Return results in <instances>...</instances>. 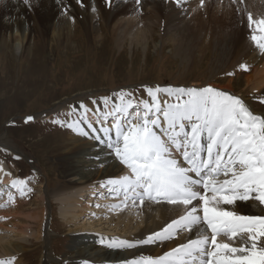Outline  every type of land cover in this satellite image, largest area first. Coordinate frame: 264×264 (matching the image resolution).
<instances>
[{
    "label": "rangeland",
    "instance_id": "obj_1",
    "mask_svg": "<svg viewBox=\"0 0 264 264\" xmlns=\"http://www.w3.org/2000/svg\"><path fill=\"white\" fill-rule=\"evenodd\" d=\"M163 1L175 4L177 0ZM228 1L233 3V0ZM191 2V7L178 10L189 12L192 30L196 37L199 35L186 55L179 50L169 31L166 32L157 19H152L156 13L152 9L150 13L149 8L146 12L140 10V18L133 23L137 27L142 20L146 27V39L139 43L128 35L120 36L113 23L106 24L101 16L95 18L90 30L77 17L70 38L59 41L55 32L40 21L41 16L37 17L32 8L33 0L29 5L23 0H0V41L8 40L0 50V139L9 140L13 146H0V160L13 179L21 183L19 191L15 192L12 186L0 181V237L5 241L22 238L30 241L19 258L22 264H43L46 255L50 258L47 264H73L77 252L98 247L106 237L111 242L117 241L118 236L125 238L120 232L102 227L99 230V226L92 228L88 223L98 224L106 217L105 212L113 216L120 213L116 208L120 194L99 193L85 197L94 211L85 212L71 222L67 221L71 214L66 215L63 209L67 205L59 199L80 197L76 195L78 191L59 197L49 194L46 198L45 193L68 183L64 174L69 166L61 158L73 142L72 127L68 125L84 117L80 105L104 106L105 99L120 102L116 94L121 91L131 92L136 101H142L149 99L147 88H163L167 84L187 88L211 86L241 98L254 113L264 115V103H261L264 85L254 89L252 79L257 73L254 74L251 66L247 70L240 66L252 35L257 34L255 25L248 26L246 41L249 43L235 46L223 39L227 35L230 38L234 21L231 17L239 15V11L228 8L223 0L215 1L214 6L212 0H204L203 6L200 0H188V4ZM81 3L82 10L91 11L84 0ZM19 8L33 32L32 42L24 52L14 48L22 43L20 31L2 32L3 20L15 16ZM246 9V25L249 13L257 21L264 18L257 16L248 3ZM227 12L230 14L226 15ZM96 25L101 29V36ZM248 76L252 78L249 81ZM230 83L232 93L224 90ZM27 117L34 119L25 122ZM43 209L49 216L46 241L36 238L39 229L34 222H29V215ZM84 224L86 229L81 236L67 234L71 226L79 228ZM1 260L7 261L4 257Z\"/></svg>",
    "mask_w": 264,
    "mask_h": 264
},
{
    "label": "snow or ice",
    "instance_id": "obj_2",
    "mask_svg": "<svg viewBox=\"0 0 264 264\" xmlns=\"http://www.w3.org/2000/svg\"><path fill=\"white\" fill-rule=\"evenodd\" d=\"M23 3L29 5L30 0ZM200 3L203 6L204 0ZM247 24L255 25L252 40L264 55V18L257 21L249 13ZM241 67L248 69L246 64ZM146 91L150 100L142 101L131 92H118L120 104L97 117L99 129L87 120L84 105L79 108L85 116L68 125L84 136L89 133L78 127L82 123L103 134L93 138L127 170L108 180L113 191L134 203L147 200L176 212L165 227L140 243L195 233V238L159 257H141L128 264H264V216L234 207L248 201L264 206V115L211 86H157ZM160 94L167 98L163 104ZM33 119L27 117L25 122ZM125 245L134 246L128 242L119 246Z\"/></svg>",
    "mask_w": 264,
    "mask_h": 264
},
{
    "label": "bare ground",
    "instance_id": "obj_3",
    "mask_svg": "<svg viewBox=\"0 0 264 264\" xmlns=\"http://www.w3.org/2000/svg\"><path fill=\"white\" fill-rule=\"evenodd\" d=\"M33 1L34 5L32 8L37 13V17L41 16L40 21L43 22L45 27L48 26V29L51 28L55 32L59 41H66L70 38L77 17H79L78 19L83 23L84 27L90 30L92 25L95 24V18L101 16L106 24L111 25L113 23L115 31H119L120 36L128 35L133 42L137 41L139 43L143 38L146 39V27L141 23L142 20H139L137 27L135 24L133 25V23L140 18V10L146 12L148 8V10L152 9L156 13L152 16V19H157V23H160L166 32L169 31L170 37L178 44L179 50L185 52L186 55H188L193 48L192 46L194 45H192V43L199 37V35L196 37L195 31L192 30L190 25L192 20H189V12H187L186 9L181 13L178 11L179 9H184L186 6L191 7L193 1L188 4V0H180L179 3L176 1L175 4H170L163 0H139V2H137V0H110V2L109 0H84L87 4V8L91 9L90 12L84 9L82 10L81 0ZM215 1L217 0H212L213 6L216 3ZM223 1L227 2L228 8L231 7L239 11V15H237V13V16L233 15L231 17V20L234 19V21L233 26L231 25L233 27L232 31L229 33L230 38H227V35L226 39L223 40L231 42V44L235 46L248 44L249 42L246 41V36H249L248 24L246 25L244 23L246 20L245 12H247V3L249 7L253 8L252 10L257 16L264 17V0H236V2L233 3L228 0ZM20 8H22L21 4ZM20 8L17 10L15 16L13 15L3 20L2 32L20 31L23 37L22 43L14 45V48L16 47L18 52H24L29 48L32 42L33 32L31 29L32 25L30 27L26 24L27 19L19 11ZM229 14L230 13L227 12L226 15ZM152 19L149 18V20ZM237 19L238 21H235ZM96 27L101 36L102 32L99 25H96ZM42 29L43 28H41V30ZM208 38L209 37L204 41V48H206ZM251 41V45L246 49L244 48L245 52L242 54L240 66L246 64L253 68L254 74L257 73L255 76L256 78L252 79L248 76L247 80H254V89H260L264 85V55L260 54V50L256 48L253 40ZM119 43H121V41ZM7 44L8 40L0 41V50ZM165 87L176 88L177 86L166 85ZM224 90L232 93L233 88L231 83L227 85ZM160 98L162 104L163 100L167 99L163 94H160ZM146 100H150V98ZM126 101L127 100H125V102ZM113 104L118 105L120 102L109 100L104 106L103 104L97 106L91 103L84 105L85 108L89 110L86 114L87 120L90 121L95 128H101V124L98 122L97 117L103 115V110H111ZM246 105L252 110V107L248 103H246ZM79 109L85 116V110ZM76 122L77 121L72 120L70 124H75ZM78 127H82L89 135L84 136L72 128L70 138L73 142L70 145L71 147L65 149V155L61 158V161H64L69 166V169L64 174L65 177L68 178V183L52 192L45 193L46 198L50 195L56 197L65 196L72 191H78L76 195H80V197H74L72 199L67 197L64 199L58 198L63 205H67L63 209L66 215L69 216L71 214V217L67 219V221L71 222L85 215V212L94 211V209L91 210L93 205L87 204L86 200H84L85 197L87 199L89 196H98L99 193L107 194L114 192L116 195L120 194V196H116L117 198H121L118 202V207H116L119 209L120 213H115L116 215L113 216L110 212H105L106 217L104 220L100 219L98 224L93 225L91 221L88 223L92 228L93 226H99V230L108 228L111 232H120L125 238L118 236L116 238L117 241L111 242L109 240L107 241V237H104L105 239H102L98 247L94 246L91 249L77 252L78 254L74 256L73 264H128L130 261H139L141 257H159L171 251L173 247L179 246L181 242H186L188 239L195 238V233L184 232L183 234H178V236L172 240L156 241L151 244L140 243V241L147 239V237L154 232H158L165 227L167 223L176 216V212L166 205L149 203L147 200L143 204H139L138 202L134 203L131 198L125 199L121 192L113 191L112 186L107 183L108 180L126 174L127 170L119 164L113 155L109 154V149L93 138L98 134L103 135L102 133H94L91 128H88L87 123H82L78 125ZM0 146L13 147L11 146V142L4 138L0 139ZM1 180L2 183H5L4 185L12 186V190L15 192L19 191L21 187V183L16 181L15 178L13 179V175L7 172L5 163L2 160H0V181ZM14 183L16 184L15 187H13ZM88 192L91 193L88 194ZM234 207L241 213L264 216V206H261L255 201H248L247 203L237 202ZM108 218H110V220H107ZM48 220L49 216L46 209H43L40 213L34 212L29 215V222H34L39 229L36 235L38 240L42 238L46 241L47 226H49ZM8 227L7 229H9ZM85 229V224L79 228L71 226L67 234H78L81 236ZM121 242H128L134 246L131 248L126 245L119 246ZM29 243L30 241L24 238L17 241H5V239L0 237V261H2L1 259L4 257L7 261L11 260L13 264H22V260L19 261V258L27 249ZM49 262L50 258L46 255L43 259V264Z\"/></svg>",
    "mask_w": 264,
    "mask_h": 264
}]
</instances>
